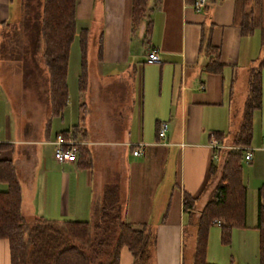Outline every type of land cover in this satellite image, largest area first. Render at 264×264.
Instances as JSON below:
<instances>
[{
  "label": "crops",
  "instance_id": "obj_1",
  "mask_svg": "<svg viewBox=\"0 0 264 264\" xmlns=\"http://www.w3.org/2000/svg\"><path fill=\"white\" fill-rule=\"evenodd\" d=\"M193 2L146 0V17L131 31V0H75L76 27L86 29L87 76L86 88L79 93L77 107L83 113L79 121L73 120L75 104L68 94L62 111L50 116L45 68L39 75L31 71L23 88L18 81L16 92L0 96V160L14 166L24 221L94 223L104 187L113 185L124 221L134 229L145 223L154 230L149 264L188 262L185 232L192 228L189 225L217 180V175L210 179V165L219 169L223 160L224 151H215L217 157H213L210 133L221 132L229 140L237 130L232 113L241 117L248 72L261 55L260 43L232 25L231 0L206 1L199 12L194 11ZM22 6V0H0V33L12 20L22 18ZM208 28L210 45L222 64L219 74L204 71L208 57L199 50V39ZM89 40L95 49L90 66ZM148 48L158 51V63L144 62ZM32 49L36 50L32 43L25 46L24 55L37 61L40 58ZM78 60L79 56L72 65H77L76 72ZM161 121L167 124L164 139L157 136ZM229 129L235 130L229 134ZM57 134L76 144L73 163L53 158L52 142ZM263 139L264 69L260 109L251 120L250 160L243 161V166L240 162L245 227L230 233L236 232L231 240L241 255L249 252L253 237L257 241L254 225L257 190L264 187ZM135 148L139 153L133 156ZM184 193L195 199L189 212L182 208ZM211 232L205 262L226 264L223 251L214 250L219 232ZM131 261L127 249L121 248L118 264ZM0 264H10L6 239H0Z\"/></svg>",
  "mask_w": 264,
  "mask_h": 264
},
{
  "label": "trees",
  "instance_id": "obj_2",
  "mask_svg": "<svg viewBox=\"0 0 264 264\" xmlns=\"http://www.w3.org/2000/svg\"><path fill=\"white\" fill-rule=\"evenodd\" d=\"M212 1V0H206ZM232 25L243 36L259 33L261 55L247 76V94L243 102L240 123L229 140L226 134L211 132L210 136L231 146L248 147L251 139V120L261 104V71L264 69V0H231ZM31 2V1H30ZM22 1L23 20L31 26L32 44L42 60L47 75L50 116L58 115L65 106L66 71L70 44L74 39L79 49V89L86 88L84 44L86 29L77 28L75 0ZM204 9V8H203ZM146 17V0H131L130 27L135 30ZM21 18V20H22ZM26 19V20H25ZM24 22V23H25ZM98 37L97 53L101 40ZM199 50L208 57L204 71L219 74L222 64L218 51L210 45L209 28L200 33ZM85 152V151H84ZM84 153H82V156ZM241 150L223 152L217 169L210 165V179L217 180L195 217L194 244L191 259L182 264H207L205 252L208 228L219 221L220 242L227 244L233 228L245 227V188L241 180ZM88 164V162H87ZM254 228L257 231L258 264H264V187L257 190ZM194 200L182 195V208L189 212ZM165 216V210L162 218ZM0 239H6L10 264H118L121 248L130 253L131 264H149L155 244L154 230L148 224L132 228L124 221L118 202L117 189L104 187L97 221L51 222L35 220L27 226L20 212V187L9 160H0Z\"/></svg>",
  "mask_w": 264,
  "mask_h": 264
},
{
  "label": "rangeland",
  "instance_id": "obj_3",
  "mask_svg": "<svg viewBox=\"0 0 264 264\" xmlns=\"http://www.w3.org/2000/svg\"><path fill=\"white\" fill-rule=\"evenodd\" d=\"M22 1H28V0H22ZM32 2L33 0H31V3ZM23 7L24 5L22 6V8ZM11 22L12 24H10L8 28H4L0 33V96L7 95V93L9 94V92H16L14 83L18 81L21 82L20 86H22L23 88L25 86V81L28 78V75L31 71L36 73V75H39L40 73L41 74L43 73V68H44L41 59H38L37 61L36 60L33 61V59L35 58L28 56L29 59L28 60L27 57L24 55L25 46L27 47L32 43L31 36L29 35L31 33V26L27 24L28 20H26L25 22L23 18L22 20L17 18V20L15 19L14 21L12 20ZM250 37H253L252 39L254 42L259 43V33L257 30H254L252 36ZM252 39L250 38V41H252ZM90 40L88 41L87 49H86L87 62L89 66H90V62L92 61L95 55L94 45ZM77 46L78 45L76 39H74L69 48V55H68L69 61H68V70H67V79H66L67 94L69 96V101L72 100L75 104L73 106L74 121H79V118L83 116V113L81 112L80 108L77 107L81 102V96H80L81 94L79 93L83 92L79 89L80 70L78 67V72H76L77 65L72 66L74 63L77 62L76 59L79 56V49ZM253 46L256 47V45L254 44ZM29 53H31V51ZM86 71H87V66H86ZM18 76L20 77L18 78ZM244 89L246 93V88ZM237 101H238V97L236 96L232 97V102L234 103V106L237 103ZM232 120L235 122V127L237 128V126L239 125L240 115H236V113L233 111ZM234 130L235 129L233 130L229 129V134ZM225 145L230 146V144H225ZM48 155H46V157ZM241 162L243 166L245 161L243 162L242 160ZM49 168H52L51 165ZM21 180L25 186V179L22 178ZM252 212H253V208H252ZM248 213L250 217V194L248 195ZM24 222L27 226H30L32 224V221H30L28 218H25ZM193 223H195V220ZM189 227H192L190 228L192 232L190 233V229L187 228L184 235V258L185 260L188 261L191 259V255H192L195 224H190ZM211 231H213V233L219 232L217 237L215 236L216 242L214 245L215 246L214 250L215 248H217L223 251L225 260L227 261L226 264H258L257 246H256L257 241L255 237H253V240L250 241V246L248 247L249 252L247 254L241 255V250L236 249L237 247L235 246L234 238L231 240V236L235 235L236 232H233L234 234L232 235L230 234L229 242L227 244H222L220 242L219 227L215 224H212L208 228L207 239L209 238L210 233H212ZM246 233L247 235L250 234L249 231H247Z\"/></svg>",
  "mask_w": 264,
  "mask_h": 264
},
{
  "label": "built area",
  "instance_id": "obj_4",
  "mask_svg": "<svg viewBox=\"0 0 264 264\" xmlns=\"http://www.w3.org/2000/svg\"><path fill=\"white\" fill-rule=\"evenodd\" d=\"M206 5V0H194L192 7L194 11L199 12L201 11L204 6ZM159 56L158 51L154 48H148L145 54L144 62L146 64H155L158 63ZM167 130V124L165 121H161L158 125L157 136L159 139H164ZM53 158L59 162H67L73 163L76 160V144L69 140H64L60 134H57L53 140ZM210 148L213 152L214 159L217 157L215 151H225V150H232V149H239L241 150L242 160L247 162L250 160V149L248 147H237V146H227L223 143L219 142L217 139L212 138L210 140ZM263 148H264V139H263ZM139 150L135 148L131 151L133 156L138 155ZM213 223L219 226V221H213Z\"/></svg>",
  "mask_w": 264,
  "mask_h": 264
}]
</instances>
